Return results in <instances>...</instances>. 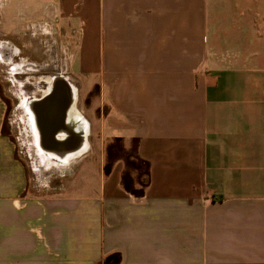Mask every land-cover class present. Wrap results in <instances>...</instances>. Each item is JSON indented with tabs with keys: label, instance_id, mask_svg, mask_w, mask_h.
Masks as SVG:
<instances>
[{
	"label": "crops",
	"instance_id": "crops-1",
	"mask_svg": "<svg viewBox=\"0 0 264 264\" xmlns=\"http://www.w3.org/2000/svg\"><path fill=\"white\" fill-rule=\"evenodd\" d=\"M112 254L264 264V0H0V264Z\"/></svg>",
	"mask_w": 264,
	"mask_h": 264
},
{
	"label": "rangeland",
	"instance_id": "rangeland-1",
	"mask_svg": "<svg viewBox=\"0 0 264 264\" xmlns=\"http://www.w3.org/2000/svg\"><path fill=\"white\" fill-rule=\"evenodd\" d=\"M97 95H98V88L96 85L93 86V88L91 89V92H89L88 94H85V93L79 91L80 103H84L85 108L91 109L90 113L86 109L87 113L85 115H86V118L91 123V131L93 129V132L96 129V127H94V122H96V117H97V109H96ZM93 139H94V136H92L90 138L91 144L93 143ZM81 170L79 171V174L77 175V177L74 180H78L81 182V181H86L87 178L90 179V176L88 174H86V172L81 171Z\"/></svg>",
	"mask_w": 264,
	"mask_h": 264
},
{
	"label": "trees",
	"instance_id": "trees-1",
	"mask_svg": "<svg viewBox=\"0 0 264 264\" xmlns=\"http://www.w3.org/2000/svg\"><path fill=\"white\" fill-rule=\"evenodd\" d=\"M121 257L119 254H112L104 259L101 264H120Z\"/></svg>",
	"mask_w": 264,
	"mask_h": 264
},
{
	"label": "flooded vegetation",
	"instance_id": "flooded-vegetation-1",
	"mask_svg": "<svg viewBox=\"0 0 264 264\" xmlns=\"http://www.w3.org/2000/svg\"><path fill=\"white\" fill-rule=\"evenodd\" d=\"M63 92H65V91H62V92H59V94L56 96V98H55V104H60V105H62L63 103H65L66 102V100H67V96L69 95V94H67V92H65V93H63ZM59 106V105H58ZM46 114V113H45Z\"/></svg>",
	"mask_w": 264,
	"mask_h": 264
},
{
	"label": "bare ground",
	"instance_id": "bare-ground-1",
	"mask_svg": "<svg viewBox=\"0 0 264 264\" xmlns=\"http://www.w3.org/2000/svg\"><path fill=\"white\" fill-rule=\"evenodd\" d=\"M39 87H41V86H39ZM38 88V87H37ZM76 89V88H75ZM40 91V90H39ZM76 93V92H75ZM71 102H70V106H69V112H70V117L71 118H73V119H75L74 121H76V119H78V114L74 111V109H73V104H74V98H72V96H71ZM77 102V101H76ZM76 104V103H75ZM73 105V106H72ZM89 134V133H88ZM86 137V136H85ZM89 152V151H88ZM77 157V156H76ZM52 159V158H51ZM72 159V158H71ZM60 165H62V164H60ZM64 166V165H63Z\"/></svg>",
	"mask_w": 264,
	"mask_h": 264
}]
</instances>
